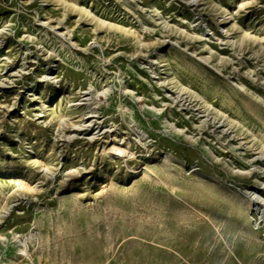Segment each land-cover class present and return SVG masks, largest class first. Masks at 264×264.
Here are the masks:
<instances>
[{
	"label": "rangeland",
	"instance_id": "1",
	"mask_svg": "<svg viewBox=\"0 0 264 264\" xmlns=\"http://www.w3.org/2000/svg\"><path fill=\"white\" fill-rule=\"evenodd\" d=\"M0 264H264V0H0Z\"/></svg>",
	"mask_w": 264,
	"mask_h": 264
}]
</instances>
